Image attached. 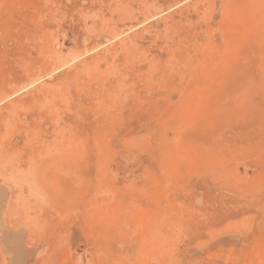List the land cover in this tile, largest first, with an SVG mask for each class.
<instances>
[{"label":"rangeland","instance_id":"obj_1","mask_svg":"<svg viewBox=\"0 0 264 264\" xmlns=\"http://www.w3.org/2000/svg\"><path fill=\"white\" fill-rule=\"evenodd\" d=\"M0 264H264V0H0Z\"/></svg>","mask_w":264,"mask_h":264}]
</instances>
